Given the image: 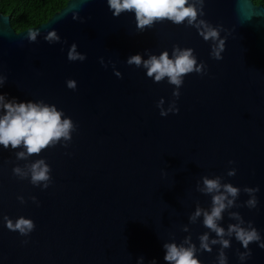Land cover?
Returning <instances> with one entry per match:
<instances>
[{
	"label": "water",
	"instance_id": "water-1",
	"mask_svg": "<svg viewBox=\"0 0 264 264\" xmlns=\"http://www.w3.org/2000/svg\"><path fill=\"white\" fill-rule=\"evenodd\" d=\"M198 19L219 30L222 59L211 55L219 41H205L187 21H157L141 31L134 12L116 17L107 0H69L46 22L20 32L0 12L6 78L0 94L55 105L75 125L70 141L27 159H17L23 146L0 145V264H168L163 245L189 237L201 264H219L220 244L211 252L200 248L202 235L211 242L216 233L203 215L190 219L198 207L211 210V194L199 190L205 176L240 189L218 221L226 233L239 223L231 213H239L243 226L251 222L264 239V6L204 0ZM34 30L39 34L31 41ZM51 31L58 41L45 39ZM74 44L83 61L68 59ZM177 46L193 49L204 64L203 74L184 77L178 98L167 79L156 83L127 63L137 54L171 57ZM161 100L163 109L175 104L179 112L161 116ZM39 159L51 168L47 188L13 172L17 166L27 172ZM246 187L259 189L255 208L247 206ZM6 217L31 219L35 228L26 235L10 231ZM224 239L231 244L223 249L227 264H264L258 243L241 260L247 250L234 235Z\"/></svg>",
	"mask_w": 264,
	"mask_h": 264
},
{
	"label": "clouds",
	"instance_id": "clouds-1",
	"mask_svg": "<svg viewBox=\"0 0 264 264\" xmlns=\"http://www.w3.org/2000/svg\"><path fill=\"white\" fill-rule=\"evenodd\" d=\"M109 9L113 15L119 17L123 12H134L136 26L139 30L152 27L155 22L168 20L173 24L180 25L187 21L188 25L197 28L199 34L205 41H219L214 45L211 55L214 59H222L221 53L224 51V40L220 39V33L217 28L209 25L205 20L198 19V16L203 15L204 0H107ZM197 2L200 7H197ZM75 18V17H74ZM38 31H30L28 38L35 41ZM48 41H58L60 37L55 31H51L45 37ZM85 55L76 51L74 44L68 53V59L71 61L85 59ZM129 65H135L137 68L143 67L146 70V75L152 78L154 82L160 83L167 79L170 85L175 86L173 96L179 97V88L184 82V77L190 73L203 74L204 64L197 63V58L193 55V49H181L178 46L173 49L172 56H169L168 51H163L159 56L149 55L144 59L140 54L130 56L127 60ZM117 76H121L119 71ZM5 77L0 76V87L5 82ZM77 84L75 80L69 79L67 87L75 90ZM163 100L158 104L161 108L160 115L167 116L169 112L178 113L179 109L173 104L169 109H163ZM0 109L3 110V115H0V145L4 148L11 146L12 149L23 146L25 151L17 153V159H27L32 155L39 153L49 146H55L61 140L70 141L75 125L71 118L64 117L62 111L57 110L55 105L45 104L40 102H17L16 100H6L4 94H0ZM230 163H233L230 161ZM28 171H24L17 166L13 169L15 175L21 179L27 178L30 175L33 185L43 184L44 188L49 186L51 180L50 166L43 159L36 160L27 166ZM229 176L236 174L235 169H230L227 173ZM205 194H211L212 207L210 211L202 210L199 207L190 217L195 221L203 215V224L206 228L216 233L219 239H213L209 242L207 233L200 237V248L204 251L211 252L212 244H220L221 252L219 254V264H227V257L223 249L231 246L230 240L224 239L225 235H234L246 252L240 253V259L244 260L251 256V243H258V246L264 248V239L261 238L260 232L251 226L244 227L243 218L239 213H231V216L239 223L230 224L227 233L223 227L218 224V221L223 219L222 213L226 208L234 205L236 198L240 194V189L233 186L231 183L222 184L221 178L203 177L202 187L199 189ZM258 188L244 189L245 192L251 195V198L246 202L249 208L257 206V199L254 195ZM22 199V198H21ZM6 219V227L10 231H18L21 235L30 233L35 228L33 220L19 217L13 222L9 218ZM187 231V228H185ZM188 245V246H185ZM166 250L164 257L168 264H201V261L196 257V245L190 243V237L186 238L182 244L175 242L165 243L163 245ZM143 258L141 257V261ZM155 264V261L152 262Z\"/></svg>",
	"mask_w": 264,
	"mask_h": 264
},
{
	"label": "trees",
	"instance_id": "trees-1",
	"mask_svg": "<svg viewBox=\"0 0 264 264\" xmlns=\"http://www.w3.org/2000/svg\"><path fill=\"white\" fill-rule=\"evenodd\" d=\"M69 0H0V12L10 15L13 28L20 32L46 22ZM264 6V0H253Z\"/></svg>",
	"mask_w": 264,
	"mask_h": 264
}]
</instances>
